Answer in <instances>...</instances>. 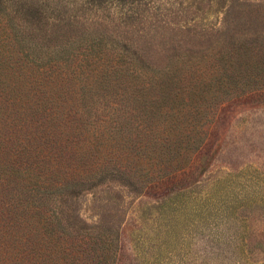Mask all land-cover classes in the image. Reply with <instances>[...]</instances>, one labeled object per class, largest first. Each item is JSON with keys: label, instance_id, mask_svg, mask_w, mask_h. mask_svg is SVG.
<instances>
[{"label": "rangeland", "instance_id": "374dc122", "mask_svg": "<svg viewBox=\"0 0 264 264\" xmlns=\"http://www.w3.org/2000/svg\"><path fill=\"white\" fill-rule=\"evenodd\" d=\"M0 1V160L20 169L0 211L53 213L59 264H264V0ZM131 129L145 163L164 136L201 144L142 169L80 155Z\"/></svg>", "mask_w": 264, "mask_h": 264}, {"label": "trees", "instance_id": "16d2710c", "mask_svg": "<svg viewBox=\"0 0 264 264\" xmlns=\"http://www.w3.org/2000/svg\"><path fill=\"white\" fill-rule=\"evenodd\" d=\"M0 7H2V3L0 1ZM2 14V13H0ZM43 70V69H42ZM48 70V69H47ZM60 75L64 76L66 74L59 73ZM57 74V75H59ZM167 77H164L161 80L166 79ZM143 79V78H142ZM142 81V80H141ZM173 81L166 82L168 84V87L174 85ZM141 83V82H140ZM159 85H162L165 87L162 82H159ZM165 87V88H168ZM144 87H140L139 85V91L143 90ZM163 94V92L161 93ZM177 95H174L171 98H176ZM135 100V99H133ZM161 100L164 102L165 97L162 96ZM174 100V99H173ZM172 100V101H173ZM55 112V117H56ZM61 115V111H60ZM76 115V113H74ZM175 115H170V118H174ZM79 117H82L79 115ZM105 131V128H103V132ZM118 131L124 132V130L119 129ZM113 132H116V129H114ZM130 133H122L120 134L117 147L115 146V150H106L107 147L110 145L108 143V146H105L106 142L104 141L106 138L98 133V130L90 134L89 140H87L86 147L83 148L80 155H85V162L90 167L92 164L95 163L96 160L105 159L106 156H108V164H112V162H120L122 159L131 163H134V167L139 169L143 167L144 164L149 165H157V162L159 163H166L168 162H181L184 161L189 157L190 154L197 151L199 148V143L201 144V140H198V138H195V140H191L187 137H184V139H180V137H177L174 135L173 138H175V141H171L170 137L160 138L158 142H154L155 145L160 146L159 152L154 153L151 159L148 158V161L145 163V158H147V155L149 154L148 151L145 152V155H143L142 152H144L147 148L145 145H142V141L139 140L138 131L134 135L135 138L132 139V129L129 130ZM118 133V132H117ZM110 138V137H109ZM113 139L115 137L113 136ZM109 140V139H108ZM154 139H151L150 142L153 143ZM105 142V143H104ZM185 143V144H184ZM126 147H128L127 154H125L123 151H126ZM93 153V154H92ZM171 155L170 158L167 159V156ZM105 157V158H104ZM79 162L82 161L81 157L76 158ZM189 160V159H188ZM102 162V161H101ZM152 163V164H151ZM53 165V162H52ZM87 168V166H86ZM18 167L14 166V163L8 164L6 161L0 160V185L8 184L10 181L12 182L11 178L13 180L16 178L17 174L20 172V169L18 170ZM88 169V168H87ZM89 171V170H88ZM54 171L51 172V175ZM96 174V172H94ZM42 172H37L36 178L37 182L31 186V190L39 191L41 186L45 184L46 181L49 180L50 177L42 176ZM50 175V176H51ZM62 175L64 176V172H62ZM119 176L122 175V173L118 174ZM72 176L76 179L78 176V179H82L84 175L82 173H72ZM29 177V175L27 176ZM10 179V180H9ZM89 178H84V183H78L71 184L72 187H79V186H85L84 184L88 183ZM73 181V179L71 180ZM64 183V180H63ZM64 184H61V186ZM91 187L94 186V184L90 183L89 185ZM88 188V190H89ZM87 190V189H86ZM80 191H83L80 190ZM45 192V191H44ZM79 191H74V194H76ZM43 195H45L43 193ZM1 210V208H0ZM8 218L9 222H11V225H9L8 233L5 237H0V239L5 240L7 238H10L12 240V243H14L17 247L16 250L18 252L16 253V260L14 261L15 264H34L33 259H37L38 261H35V264H46L50 260V264H59L63 263L64 260L68 259L67 254L59 255V252H61L60 247V241L62 238V233H58L56 230V225L54 226V221L56 220V224H60L59 219H52V214H46L45 210H42L39 206H34L32 203L26 202L25 204H16L14 202H10V204L6 205V209L3 211H0V218L5 219V216ZM59 244V246H58ZM61 254V253H60Z\"/></svg>", "mask_w": 264, "mask_h": 264}]
</instances>
